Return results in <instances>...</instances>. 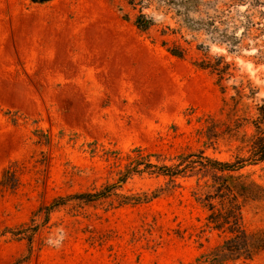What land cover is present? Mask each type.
Wrapping results in <instances>:
<instances>
[{
	"label": "rangeland",
	"instance_id": "rangeland-1",
	"mask_svg": "<svg viewBox=\"0 0 264 264\" xmlns=\"http://www.w3.org/2000/svg\"><path fill=\"white\" fill-rule=\"evenodd\" d=\"M38 8L53 14L48 44L31 38ZM137 12L127 0H0V179L13 164L18 181L0 185V264H189L223 240L193 196L194 179L149 203L35 213L56 195L100 185L136 146L201 145L197 130L209 115L222 121L218 146L208 150L219 159L240 154L253 133L264 97L263 15L251 12L255 24L234 51L214 43L204 52L162 11L140 31ZM177 44L181 58L168 50ZM240 172L264 185V161ZM162 180L136 175L123 187ZM243 216L248 231L264 229V200H247ZM32 217L30 247L3 231ZM224 264H264V249Z\"/></svg>",
	"mask_w": 264,
	"mask_h": 264
},
{
	"label": "trees",
	"instance_id": "trees-1",
	"mask_svg": "<svg viewBox=\"0 0 264 264\" xmlns=\"http://www.w3.org/2000/svg\"><path fill=\"white\" fill-rule=\"evenodd\" d=\"M30 1L42 4L52 0ZM127 3L138 11L133 23L140 31L150 30L158 21L156 13L162 11V15L169 17L181 31L186 30L197 42V48L204 52L214 43L234 51L255 24L251 12H259L264 17V0H127ZM242 6L244 10L240 9ZM124 18L129 20V14ZM168 50L180 58L185 54L181 44L168 47ZM261 53L264 57V51ZM210 64L207 60L202 68H208ZM207 121L206 126L197 130L201 145L186 144L176 152L149 151L136 146L126 155L125 163L118 165L100 185L56 195L35 213L46 208L49 214L67 205L103 204L110 209L149 203L176 191L182 186L181 180L194 179L192 193L207 214V225L225 233V236L219 244L203 251L189 264H224L252 258L264 249V229L253 232L246 229L243 207L247 200H264V185L240 171L247 164L264 161V97L252 121L253 133L242 139L241 152L232 160H222L208 153V150L216 149L223 131L220 130L222 121L215 115H209ZM13 167L10 164L3 170L0 179L2 189L17 185ZM136 175L163 180L153 188L124 189L123 185ZM35 219L32 217L31 222L6 227L3 231L10 232L14 238L26 239L30 247L38 231Z\"/></svg>",
	"mask_w": 264,
	"mask_h": 264
},
{
	"label": "crops",
	"instance_id": "crops-1",
	"mask_svg": "<svg viewBox=\"0 0 264 264\" xmlns=\"http://www.w3.org/2000/svg\"><path fill=\"white\" fill-rule=\"evenodd\" d=\"M55 15L59 16V14H54V16ZM52 16V12L46 8H38L35 13L29 16V21L33 22V26L36 28L31 34L32 39L35 41L38 39L47 41V44L50 43L53 38L51 36V31L47 28V26L50 25L49 23Z\"/></svg>",
	"mask_w": 264,
	"mask_h": 264
},
{
	"label": "clouds",
	"instance_id": "clouds-1",
	"mask_svg": "<svg viewBox=\"0 0 264 264\" xmlns=\"http://www.w3.org/2000/svg\"><path fill=\"white\" fill-rule=\"evenodd\" d=\"M49 243H51V241H49Z\"/></svg>",
	"mask_w": 264,
	"mask_h": 264
}]
</instances>
